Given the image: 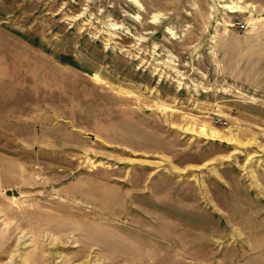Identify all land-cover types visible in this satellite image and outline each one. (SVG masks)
<instances>
[{
	"label": "rangeland",
	"instance_id": "1",
	"mask_svg": "<svg viewBox=\"0 0 264 264\" xmlns=\"http://www.w3.org/2000/svg\"><path fill=\"white\" fill-rule=\"evenodd\" d=\"M262 2L0 0V264H264Z\"/></svg>",
	"mask_w": 264,
	"mask_h": 264
},
{
	"label": "bare ground",
	"instance_id": "2",
	"mask_svg": "<svg viewBox=\"0 0 264 264\" xmlns=\"http://www.w3.org/2000/svg\"><path fill=\"white\" fill-rule=\"evenodd\" d=\"M260 6L261 7H264V2H262L261 4H260ZM201 135H205V133L202 131L201 133H200ZM207 135V134H206ZM207 136H209V137H212V138H219V137H221V136H219L218 134H216V133H214V132H212V133H210V134H208ZM46 170V169H45ZM43 171V170H42ZM52 178V177H51ZM53 180V179H52ZM34 195V194H33ZM32 199V198H31ZM28 200V199H27ZM14 201V200H13ZM17 201V200H16ZM20 201V200H19ZM26 201V200H25ZM22 202V201H21ZM24 203V202H23ZM45 203V202H44ZM18 204V203H17ZM11 207V206H10ZM11 208H13V207H11ZM20 212H21V210H20ZM9 214V213H8ZM12 214V213H11ZM10 214V215H11ZM22 214V213H21ZM7 215V214H6ZM13 215V214H12ZM23 217V216H22ZM12 218V217H11ZM16 219V218H15ZM21 225V224H20ZM23 225V224H22ZM11 232H13V231H11ZM71 233V232H70ZM63 234H65V233H63ZM65 235H67V234H65ZM64 235V236H65ZM66 239V238H65ZM84 245H86V244H84ZM91 245V244H90ZM83 246V245H82ZM41 247V246H40ZM90 247V246H89ZM83 248H84V246H83ZM84 250V249H83ZM86 250V249H85ZM43 251V250H42ZM79 251V250H78ZM81 252V251H80ZM45 257V256H44ZM47 259V258H46ZM26 262V261H25Z\"/></svg>",
	"mask_w": 264,
	"mask_h": 264
}]
</instances>
